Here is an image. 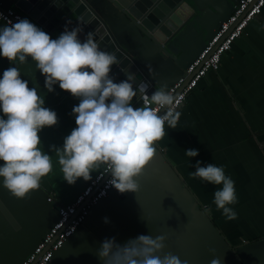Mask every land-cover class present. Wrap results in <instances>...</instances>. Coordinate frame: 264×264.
Wrapping results in <instances>:
<instances>
[{
    "label": "crops",
    "instance_id": "0c3cea01",
    "mask_svg": "<svg viewBox=\"0 0 264 264\" xmlns=\"http://www.w3.org/2000/svg\"><path fill=\"white\" fill-rule=\"evenodd\" d=\"M186 2L193 8V24L186 26L174 53L161 55L145 37L129 46L156 89L183 74L235 0ZM0 4L13 7V0ZM116 36L123 42L117 32ZM10 66H18L21 78L37 88L43 106L56 112L58 123L39 133L42 150L53 160V171L42 178L40 188L26 199H16L0 185V264H20L55 221L56 205L71 202L86 182L64 181L55 154L48 151L49 145L62 146L76 127L72 108L79 99L58 84L47 92L44 77L30 58L25 64L10 65L0 57V76ZM133 106H140L136 98ZM177 110L181 117L176 129L165 124L166 135L156 142L154 158L136 178L139 190L123 194L109 190L47 264H102L96 255L102 240L115 237L123 245L141 234L167 235L164 252L189 264H209L213 259L209 249H215L223 264H264V4L220 56L217 69L197 82ZM188 149L199 154L188 157ZM198 160L201 166H222L234 181L237 202L230 207L237 213L235 220H226L213 202L222 185L190 176Z\"/></svg>",
    "mask_w": 264,
    "mask_h": 264
},
{
    "label": "clouds",
    "instance_id": "9594fccd",
    "mask_svg": "<svg viewBox=\"0 0 264 264\" xmlns=\"http://www.w3.org/2000/svg\"><path fill=\"white\" fill-rule=\"evenodd\" d=\"M0 18H3L0 16ZM71 24V21H68ZM82 29L67 26L53 39L27 18L8 21L0 27V57L10 65L28 58L44 77V89L53 92L54 86L79 99L73 106L75 125L64 137L62 146L49 145L60 166L63 180L73 185L82 178L109 176L107 184L119 193H136L137 177L154 158L156 142L165 135V124L176 129L181 112L180 101L168 90L167 84L148 94L149 83L137 81L134 72L122 69L125 79L116 81L112 67L120 63L113 52L101 50L92 33L82 41ZM139 95L140 106L133 101ZM43 96L29 81L21 78L18 66H10L0 76V185L11 197L26 199L39 189L41 180L53 171L52 155L42 150L39 133L58 123L55 111L44 107ZM162 113V114H161ZM197 149L185 155L196 157ZM191 172L214 185V204L226 220H235L237 213L230 205L237 202L234 181L225 175L222 166L201 161ZM102 169V171H101ZM108 223V218H103ZM167 235H138L125 244L115 237L100 242L96 255L102 264H189L187 259L164 252ZM209 264H223L215 256Z\"/></svg>",
    "mask_w": 264,
    "mask_h": 264
},
{
    "label": "water",
    "instance_id": "95a60500",
    "mask_svg": "<svg viewBox=\"0 0 264 264\" xmlns=\"http://www.w3.org/2000/svg\"><path fill=\"white\" fill-rule=\"evenodd\" d=\"M13 7L53 39L66 26L80 27L82 41L92 33L100 49L115 53L120 61L110 75L119 81L125 79L122 69L134 72L137 81L149 83V95L156 90L154 83L129 52V46L145 37L161 55L170 56L174 48H180L177 41L186 32V26L193 24V8L186 0H13ZM116 32L123 42H119Z\"/></svg>",
    "mask_w": 264,
    "mask_h": 264
},
{
    "label": "built area",
    "instance_id": "2783aa9c",
    "mask_svg": "<svg viewBox=\"0 0 264 264\" xmlns=\"http://www.w3.org/2000/svg\"><path fill=\"white\" fill-rule=\"evenodd\" d=\"M263 4L264 0H235L230 13L220 21L217 29L201 50L185 66L183 74L168 86V90L180 101L176 110L182 105L197 82L208 71L217 69L220 56L229 50L232 41L241 35L247 23L259 14ZM0 16L3 17L0 18L3 25L8 21L15 23L18 18H27L15 7H5L1 4ZM30 22L32 21L30 20ZM186 77L187 79H185ZM138 99L141 104L140 97ZM98 176L99 173L96 172L91 180L86 181L71 202L56 205L55 221L20 264H47L49 262L52 253L58 250L83 223L91 207L112 189L107 184L109 179L107 174L101 178ZM46 200L51 201L52 198L46 196Z\"/></svg>",
    "mask_w": 264,
    "mask_h": 264
},
{
    "label": "rangeland",
    "instance_id": "374dc122",
    "mask_svg": "<svg viewBox=\"0 0 264 264\" xmlns=\"http://www.w3.org/2000/svg\"><path fill=\"white\" fill-rule=\"evenodd\" d=\"M262 154H263V153H262ZM263 155H264V154H263ZM263 159H264V158H263ZM263 165H264V162H263ZM253 170H254V169H253ZM253 170H252V173H254V172H258V171H253Z\"/></svg>",
    "mask_w": 264,
    "mask_h": 264
}]
</instances>
